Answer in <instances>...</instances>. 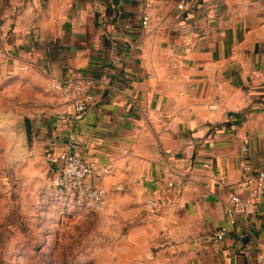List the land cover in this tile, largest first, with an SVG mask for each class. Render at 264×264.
Segmentation results:
<instances>
[{"label": "crops", "instance_id": "obj_1", "mask_svg": "<svg viewBox=\"0 0 264 264\" xmlns=\"http://www.w3.org/2000/svg\"><path fill=\"white\" fill-rule=\"evenodd\" d=\"M181 1L10 0L7 66H28L15 84L32 98L56 94L50 155L68 144L72 111L52 82L112 84L107 97L96 85V103L75 119V151L96 161L88 179L106 190L107 217L133 220L155 264H264V201L212 239L231 189L264 169V0Z\"/></svg>", "mask_w": 264, "mask_h": 264}, {"label": "rangeland", "instance_id": "obj_2", "mask_svg": "<svg viewBox=\"0 0 264 264\" xmlns=\"http://www.w3.org/2000/svg\"><path fill=\"white\" fill-rule=\"evenodd\" d=\"M9 5L0 0V264H155L157 248L146 247L133 220L107 217L104 206L53 185L45 134L56 94L32 98L15 84L27 69L9 74Z\"/></svg>", "mask_w": 264, "mask_h": 264}, {"label": "built area", "instance_id": "obj_3", "mask_svg": "<svg viewBox=\"0 0 264 264\" xmlns=\"http://www.w3.org/2000/svg\"><path fill=\"white\" fill-rule=\"evenodd\" d=\"M184 5L185 1L182 0L178 6L183 8ZM149 18V14L145 13L143 19L145 27L148 26ZM25 69H28L26 64L17 62L8 72L14 75L17 70ZM99 84L104 88L103 97H107V90L113 86L105 76L89 75L80 79H56L52 82V88L65 98L66 104L72 111L64 117L69 122V142L59 153L52 155L51 159L52 183L56 188L71 198L86 200L102 207L106 204V190L93 185L88 179L95 173L96 161L75 151L78 135L74 129L75 119L83 116L96 103L97 94L94 87ZM249 141L248 137L243 140L241 146L243 154L249 152ZM206 165L210 166L209 163ZM212 178L215 183L221 182L222 179L220 173L216 172L212 173ZM169 184L172 185L173 182L169 181ZM243 189L244 192L236 189H231L229 192L225 210L226 220L212 234V239L216 243L223 242L237 226L247 225L249 219L256 214L259 204L264 201V169L247 174L243 181ZM146 204L150 214L157 213L161 207L160 201L155 198L147 199Z\"/></svg>", "mask_w": 264, "mask_h": 264}]
</instances>
